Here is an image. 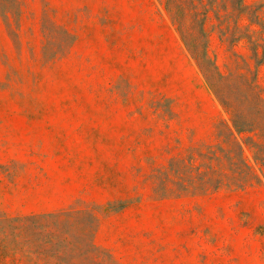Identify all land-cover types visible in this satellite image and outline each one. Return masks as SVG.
I'll list each match as a JSON object with an SVG mask.
<instances>
[{
  "label": "rangeland",
  "instance_id": "obj_1",
  "mask_svg": "<svg viewBox=\"0 0 264 264\" xmlns=\"http://www.w3.org/2000/svg\"><path fill=\"white\" fill-rule=\"evenodd\" d=\"M264 143V0H0V211L93 208L117 264H264V163L161 195L219 140Z\"/></svg>",
  "mask_w": 264,
  "mask_h": 264
},
{
  "label": "trees",
  "instance_id": "obj_2",
  "mask_svg": "<svg viewBox=\"0 0 264 264\" xmlns=\"http://www.w3.org/2000/svg\"><path fill=\"white\" fill-rule=\"evenodd\" d=\"M244 128L218 124V142L187 160L172 158L155 175L161 195L205 193L221 187L244 188L260 181L243 155L247 144L255 162L264 163V143L243 137ZM98 216L93 208H69L9 216L0 211V264H117L95 242Z\"/></svg>",
  "mask_w": 264,
  "mask_h": 264
}]
</instances>
